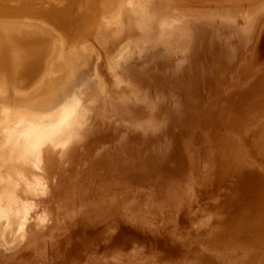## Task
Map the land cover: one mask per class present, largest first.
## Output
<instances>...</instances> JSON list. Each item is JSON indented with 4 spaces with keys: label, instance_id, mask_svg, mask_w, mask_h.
<instances>
[{
    "label": "bare ground",
    "instance_id": "obj_1",
    "mask_svg": "<svg viewBox=\"0 0 264 264\" xmlns=\"http://www.w3.org/2000/svg\"><path fill=\"white\" fill-rule=\"evenodd\" d=\"M204 3L208 0H99L98 4L95 0H0V90L7 88L4 79L8 77L15 89L26 94L38 90L42 97L39 105L32 106L21 97L0 107V139L5 142L0 162H11L0 167V174L10 175L0 181L5 185L0 188V203L8 198L11 203H22L10 204L5 211L10 221L18 219L5 237L18 234L12 244L27 233L32 239L25 245L29 253L19 252L11 264L33 263L47 252L63 264H77L79 257L81 264H106L100 251L130 243L129 251L138 258L143 253L145 261L150 254L166 252L159 264H167L169 252H178L181 243L195 238L203 223H212L215 213L214 223L233 227L231 234L244 231L240 241L230 240V246L237 254L243 250L245 256L237 263L234 251L222 252L217 262L219 250L212 249L208 264H264V0ZM30 9L40 17L33 19L36 16L28 14ZM94 33L98 41L120 44L112 54L95 45L105 79L98 72L97 91L88 92L84 86L78 89L85 93L81 95L71 87L54 105L47 98L54 88L53 76L70 74V65L82 53L75 45ZM154 39L162 40L168 54L180 56L182 62H154L146 70L127 68L122 74L123 63ZM92 46L85 45L83 51H94ZM153 72L155 78L150 77ZM24 76L28 79L25 85L19 82ZM62 77L58 81L66 89L69 76ZM100 99L105 102L103 109ZM193 105L197 113L187 114ZM69 110L76 115L67 125L64 114ZM104 113L117 116L119 130L110 118L113 127L110 123L107 136L99 140L95 126L103 121L97 123ZM135 121L141 125L137 130L133 129ZM120 128L126 131L121 133ZM182 133L186 137L190 133L188 142H183ZM156 138H165L169 144L154 143V151ZM48 142H55L57 149L42 167L36 162V144ZM81 142L87 144L89 161L104 171L97 186L111 192L114 203H102L95 193L87 202L69 203L66 195L56 192L54 198L47 197L46 191L37 190L30 181L32 176L54 174L56 178L60 173L66 183L69 173L74 176L78 171L76 156H88L76 152ZM70 163L74 168H68ZM25 181L28 193L42 194L37 204L25 200ZM156 186L164 192L165 203H146L148 188ZM240 191L244 197H239ZM123 193L137 200L140 193L146 201L143 209L141 203L122 201ZM248 196L250 203H240ZM92 197L101 203H92ZM257 197L260 203H253ZM108 211L110 216L103 213ZM111 218L117 219L114 228ZM225 218L230 223H223ZM131 220L136 229L128 232L126 224ZM47 224L51 232H59L54 243L40 241L39 232ZM0 239L4 262L0 264H7L9 251L3 246L7 242ZM93 247H99L98 256L95 253L90 259Z\"/></svg>",
    "mask_w": 264,
    "mask_h": 264
},
{
    "label": "rangeland",
    "instance_id": "obj_2",
    "mask_svg": "<svg viewBox=\"0 0 264 264\" xmlns=\"http://www.w3.org/2000/svg\"><path fill=\"white\" fill-rule=\"evenodd\" d=\"M95 1L98 4V1L99 0H95ZM202 4L203 3H201V5ZM204 4H206V6H208L209 0H208V4L207 3H204ZM216 5H217V3H216ZM201 7H205V5H202ZM24 8L25 9H29L28 7H24ZM84 8H81V9H84ZM34 9H38V8H34ZM32 10L33 9H30L31 12H29L28 14H30L31 16H33V15L36 16V17H33V19H38L40 16L37 17L38 14H34V12H32ZM74 12H76V11H74ZM97 33H94L92 35L88 34L87 38H85L83 42L78 43V44L75 45L74 49L75 50H80V51H82V53H81V56L79 58H76L75 59V62H73V64L70 65V68H71L70 74L66 75L65 74L66 72L65 73L60 72V74L56 73V75L53 76V77H56L55 78L56 80L54 81V84H53V87L55 89L53 88L52 92L50 94H48L49 97H50V95H52L51 99L48 96H47V98L49 99V101L51 100L54 105L55 104H58L60 102V100H62V98H63V97L61 98L62 94L65 91L69 90L71 87H72L71 89H72L73 92H77L78 94H81V95H85V93L83 94V93L79 92L78 89H80L81 87H84V86H86V89H90V90H88V92L91 91L92 89L95 90V91H97L98 88H99V86H100V81L96 78V75H98V77L101 79L100 75L97 74L98 72H101L102 73L101 76H103L104 79H105L104 67L98 61V58H99L97 56L98 49H97V46L95 47V45H96V43H98L101 46L100 48L103 49L102 51L103 52L105 51L104 53L112 54V53L116 52L115 49H116V47L118 48V45H120V44H116V42H114L115 43V46H114V44L111 43L112 40H109V39H104V40H100L99 39V41H98L97 39L99 38V35ZM85 45H87V46H90V45L92 46L93 45L92 48L94 47L96 49V50L94 49L95 52L94 51H90V50L88 51L87 49H85V51H83V49L85 48L84 47ZM155 48H157V49H155ZM93 52H94V54H93ZM168 53H170V52L167 51L166 45H164V43H163L162 40H155V41L152 40V43H147L146 46L144 47V49L142 48L136 54L137 56L133 55L135 58L132 56L133 57L132 59L126 60L123 63V65H122L123 70H121L122 71V74L125 72V70H127V68L128 69H130V68H132V69L137 68L139 70H146V69L149 68V65L153 64L154 62L164 61L165 63L169 62V64H170V63H172L171 61L172 60H175V59H177V60H180L181 59L178 62H182V58L180 56L174 57L173 55H170ZM74 55L76 56L77 53L74 54ZM84 64H86V65H84ZM82 65H84V66L82 67ZM80 66L82 67V69H81ZM75 68L76 69H79L78 70L79 72ZM83 69H84V71H83ZM87 70H88V73L86 72ZM84 72H86V73H84ZM154 74H156V73L153 72V75H151L150 77L155 78L156 76ZM61 75L64 76L62 78H65V77L69 76V77H67V79L69 81V83H68L69 85L66 86V89L63 86L61 88V81L62 80L60 82L58 81V77H60ZM7 78L4 79L7 88L5 89V91H1L0 90V107H2V106L4 107L7 104L12 103L13 101L16 102L21 97L24 98L25 101L28 102L29 104L31 103L30 105H32V106H34V104L35 105H39L40 104L39 102H41L40 100L42 99V97H41V94L39 93L38 90L32 91V92L26 94L23 90H20V89L18 90V88L15 89L13 86H11L10 85V79L9 78L7 79ZM26 78L27 77L24 76V78L23 79H20L19 82H21V84H24L25 85V83L28 80ZM82 79H85L86 81L85 80H82ZM104 79H103V81H104ZM194 82H196V80ZM119 85H123V83H121V84L119 83L117 86H119ZM73 86H74L75 89L73 88ZM62 89H63V91H62ZM50 90L51 89H49V91ZM120 91H121V88L118 87L117 88V92H120ZM99 93H100V91H99ZM45 94H47V91H45ZM57 94H59V95H57ZM6 95H7V97H6ZM30 95H32L34 97H32ZM68 95H72V94L70 93ZM257 95L258 94L254 95V97L257 96ZM26 97H28V98H26ZM29 97H31V98H29ZM26 99H29V100H26ZM42 102H43V100H42ZM100 104H102V109H103L105 102L104 101H101V99H100ZM83 111H84V109H83ZM73 113H74V111L72 112L71 110H69V111H67L64 114V116L66 118L67 125L69 123L71 124V119H73L75 117L76 114L73 115ZM193 113L194 114L197 113L196 105L190 106V108L187 110V114L193 115ZM114 115L115 114H111V113H108V114H105V113L104 114H99V119H98L99 122H97V123H100L101 120H103V121L100 124H96V126H95L96 129H98L100 131V134H99V136H98L97 139L102 140L103 138H105V135H106V133H108V129L110 128L109 127V124L110 123H111V128L110 129H112L113 125H112V120H110V118L114 119V127L117 130H119L118 129V125H117V123H118L117 121H119V119L117 118V116H114ZM103 117H105V118L103 119ZM121 123L127 124L129 122H124V121L121 122L120 121V124ZM134 123L137 124L133 128L134 130H137V128H140L141 127L140 122L135 121ZM98 125H100V126H98ZM114 131H116V130H114ZM124 131H126V129L125 128H122L121 129V133H124ZM51 135H53V134H51ZM51 135L49 134V136H51ZM189 135H190V133H188V137H186L185 134L182 133L181 139L183 140V142H188L187 140L190 139L189 138ZM155 140L156 141H154L152 143L155 146V150L154 151H157V146L155 144H162V145H165V146H167L169 144V142L165 138H156ZM38 143H40V141ZM38 143L36 144V147H37V150L38 151H36V150L35 151H36V154L38 156H40L39 157L40 159H38V156H37L36 159L38 161H36V162L38 164L40 162L41 166L43 167L44 164L47 163L48 157L51 156V155H53L56 152V149L57 148L54 147L55 146V144H54L55 142H48L47 145H45V146H41ZM109 143H111V142H109ZM4 145H5V142L4 141H1V139H0V148H1V150L4 147ZM80 145L77 147L78 149L75 148L76 149V152H79V154H80V152H83L84 153L83 155H88V156L85 157V158H78L76 156V158L78 160L77 161L78 163H77V166L76 165H74V166H76V168L78 169V171H77V173L74 174V176H72L69 173V176L70 177L68 178V180H67L66 183H65V179H63V175L60 174V173H57L58 175H57L56 178L54 177V174H50L53 177H51L49 175L46 178L45 177L43 178L40 175L34 176V177L32 176L30 178L31 179L30 181H32V184L34 183V185H36L37 190L40 189L42 191L43 190L46 191V194H47L46 196L47 197L51 195V197L54 198V195L56 193H58V196L66 195L65 197H66V199H67V201L69 203H71V202L72 203H83V202H87L89 200L88 197L89 196L91 197L93 195V193H95L94 195L97 194L96 196H98V197H102V199H101V202L102 203H104V202L105 203H114L113 202V198H115V196L111 192L110 193L109 192L105 193L102 189H100V187L97 186V181L99 179H101V178L104 177L103 176V173H102V172H104L103 169H100V168L97 167L99 165L98 163H93L92 161H89V157H90L91 154L86 149V145H87L86 142H85V144L83 142H81ZM68 149H70V147L65 148L64 150H68ZM131 150H132L131 148L127 149L126 152H125V155H128V152H130ZM74 155H76V153H74ZM91 158L94 159L93 155L91 156ZM126 160H128V159H126ZM8 164H11V162L4 163V162L1 161L0 162V167H4L5 168V167H7ZM71 164H74V163H70V165H69L68 168H74L73 165H71ZM10 167H11V165H10ZM3 174L5 176H3L2 174H0V176H3V177H0V181H3V179L6 180L7 179L6 176H8V177L10 176L9 174H6V173H3ZM23 180H29V179L23 178ZM46 180H49V181H46ZM54 180H57V181H54ZM98 182H100V180ZM22 185L25 186V187H23L24 189L26 187L29 188L27 181H25V183L22 182ZM3 186H5V185L4 184L3 185H0V188L2 190H3ZM50 186H51V189H50ZM94 188L95 189L97 188V190H96L97 192L94 190ZM156 188L157 189L148 188V192H149V194L147 195L148 199L146 200L147 202L146 201H144V202H146V203H161V202L162 203H165L164 192L162 191V189L159 186H156ZM88 189H90V191H87ZM27 191H28L27 189H25V191H24L25 196L27 197L25 200H27V202L30 201V203H32L31 205H34V203L37 204L39 202L37 198H40L41 197L40 195H42V194L40 193L39 196H36L35 195L36 196L35 197V196H33V194H30ZM54 192H56V193H54ZM70 192H72V195H71ZM241 192L242 191L239 192V197H244V196H241L240 195V194H242ZM15 194H13V195H15ZM123 196H124V198H123L122 201H125V202H133V203H141L142 206L140 205V209H143V207L145 206V205H143L144 202H143V199L141 198L143 196L140 193L137 195L138 198H139L138 200L135 198V196H133L134 198L133 197L130 198L127 193H123ZM81 197H83V198H81ZM250 198H251V196H248V198L246 197V200H242L240 203H250V201L252 199V198L251 199ZM259 198L260 197H257L258 200L256 199L255 201L252 200L253 203H260V199ZM92 201H95V202H92V203H101L100 201L96 202L97 200L95 199V197H92ZM223 203H225V202H223ZM10 204H13V205L18 204V205H20L22 203H20V204L19 203H11V198H8L5 201H3V203H0V238H2L3 242H4V239H5V242H7V243L3 244V246L6 247L5 249L9 251L6 254L7 259L5 260V262H7V264L13 263V260L16 259V258H18V255L22 251H25L28 254L29 253V249L25 248V245L28 242L30 243V241L32 240L31 237H29V234L28 233L25 235L26 236L25 238L23 237L22 239H20V241H19L18 244H12L16 240H18V237H17L18 234L17 235L12 234L10 237L9 236L8 237H5L6 236V233H7L6 231L8 229H10L12 225H15L14 223L18 220V219H16L15 221L14 220L10 221V219L6 218L7 215L5 214V211L8 209V206H11ZM115 209H114V211H115ZM103 213H105V215H107V216H110V213L111 212L108 211V212H103ZM119 213H121V212H119ZM115 216H117V212L115 213ZM215 216H216V213L213 214L212 215L213 218L210 219V221H212V223L211 222H206V224H209V225H205L203 223V226L204 227L197 231L198 234L196 233L195 238L193 237L192 239H190L188 241V243L187 242L181 243V245L179 246V249L180 250L178 252L176 250H175V252H169V254H168L169 256H167V264H170V263L171 264H208V262H209V259H208L209 256H208V254L210 253V250H212V249H218L219 250L218 253L215 254V258H216V261L217 262H220L221 261L222 254L224 252L225 253L226 252L230 253V252H233V251L235 252L234 254H236V256L239 257V258H236L237 263L238 262L239 263L242 262V259L245 256L244 253H243V250H239L240 252H239V254H237L236 253L237 251L235 250V248H232L233 246H230V243H231L230 240L236 239L237 241H240L241 236L244 233V231H239L237 233L231 234L229 231H232V230H230V228H233V227H230V226H228V227L223 226L225 228L220 227L219 225H217V223H214L215 222V219H217V218H215ZM125 217L127 219H129L128 212L125 215ZM116 220L117 219L111 218L110 223L112 224V228L116 227V224H115V222H117ZM41 221L43 223L44 222V218ZM131 221H133V222L130 223L129 221H127V224H126L127 226H129V228H127V231L128 232H130L131 229L132 230H135L136 229L135 227H132L133 225H135V222H134L135 220H131ZM223 223H230V222H228V219L225 218V220L223 221ZM41 228H43V224H42ZM40 231H43V232H39V236L42 234V236H40V239H41L40 241H42V242L44 241L45 243L46 242L54 243L55 238L59 234L58 231H55V233L54 232H51V228H50V226L48 224H47V226L44 229H41ZM49 232L52 233L53 235L51 236V234H49ZM56 232H58V233H56ZM205 232H207V233H205ZM98 234L100 235V233H98ZM98 234H97V236H99ZM90 240H92V239H90ZM91 242H95V239L92 240ZM137 243H138L137 241H134L133 242V244H137ZM130 244L128 245V247H125L126 249L123 248V247H120L123 244H121L118 248L113 247L111 245V247H108L106 250H104L102 252L100 251L99 256L102 255L101 256V259L106 264H147V263H150V264H159L162 261V259L165 257L163 255V253L164 254H167L166 252H162V256H160L159 254H156V255H151L150 254V257L145 261V258L146 257H144V254L143 253L140 255V258H138V256L136 255V253H134L132 251H129L130 249H128V248H130L129 247ZM124 246H125V244H124ZM98 248L99 247H97V248H94L93 247V249L88 253V257L90 259H92L93 257H96V255L98 256V254L96 253V250ZM175 248H178V246L175 245ZM34 249L36 250V248H34ZM95 253H96V255H95ZM191 254H193L194 256L191 255ZM223 256H224V254H223ZM115 257H117V260L111 261ZM27 258H28V255H26V259ZM79 258L81 260L79 259L78 260L79 262L77 264H81L83 262L82 261V257H79ZM1 261L2 260H0V262ZM29 264H63V263L61 262V258L56 257L55 255H51V252L50 253L47 252V255L45 257H43V256L36 257V260L33 263H29Z\"/></svg>",
    "mask_w": 264,
    "mask_h": 264
}]
</instances>
